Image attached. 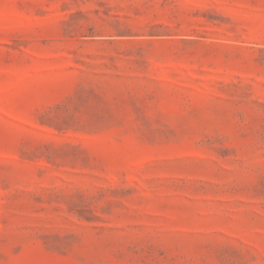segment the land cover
Returning <instances> with one entry per match:
<instances>
[{"label":"rangeland","instance_id":"rangeland-1","mask_svg":"<svg viewBox=\"0 0 264 264\" xmlns=\"http://www.w3.org/2000/svg\"><path fill=\"white\" fill-rule=\"evenodd\" d=\"M0 264H264V0H0Z\"/></svg>","mask_w":264,"mask_h":264}]
</instances>
